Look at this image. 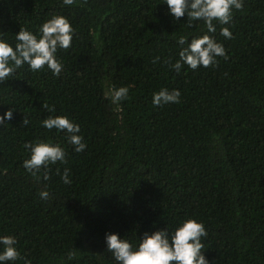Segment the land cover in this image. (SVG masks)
I'll use <instances>...</instances> for the list:
<instances>
[{
  "label": "trees",
  "instance_id": "1",
  "mask_svg": "<svg viewBox=\"0 0 264 264\" xmlns=\"http://www.w3.org/2000/svg\"><path fill=\"white\" fill-rule=\"evenodd\" d=\"M163 2L0 0V35L13 46L20 28L35 33L53 15L75 29L72 47L58 52L59 77L25 65L0 84V115L16 110L0 127V235H14L32 264H115L106 233L139 243L189 218L206 227L211 264H264V0H244L230 24L214 22L215 33L175 21ZM204 34L227 58L170 68L177 38ZM113 85L130 89L121 112L104 98ZM161 88L178 89L180 103L154 107ZM50 115L78 123L86 150L42 127ZM37 141L60 144L67 162L34 177L23 162Z\"/></svg>",
  "mask_w": 264,
  "mask_h": 264
},
{
  "label": "clouds",
  "instance_id": "2",
  "mask_svg": "<svg viewBox=\"0 0 264 264\" xmlns=\"http://www.w3.org/2000/svg\"><path fill=\"white\" fill-rule=\"evenodd\" d=\"M77 0H63V4L73 5ZM168 6V14L179 22L181 17H187L189 27L195 21H202L208 33H215L214 22L228 25L233 18L234 10H241L244 0H164ZM225 39H231L233 33L228 27H223L220 33ZM75 29L69 19L62 15H53L33 33L26 28H20L15 34L13 46L3 35H0V84L9 81L18 69L25 65L32 72H39L45 68L51 71L54 77H59L64 71V64L58 58L59 50H67L72 47ZM181 46L179 59L175 63H169L170 68L180 73L187 65L192 70L200 67H214L218 63V57L227 58L226 49L214 36L204 34L189 38L181 35L177 38ZM186 45V46H185ZM159 57L156 58V61ZM154 61V62H156ZM130 89L126 86H109L104 93L115 112H121L122 103L129 98ZM181 92L178 89L168 90L161 88L153 93L152 104L154 107H163L180 103ZM49 112H55L50 107ZM16 110L8 108L0 115V127L6 126V121L13 118ZM29 121L24 118L23 125ZM42 127L49 132L55 130L63 133L68 144L73 146L77 153L87 148L81 127L68 116H48L42 120ZM30 149V158L23 162V167L34 177L42 170L47 173L51 165L67 162V153L60 144L46 141H37L26 144ZM59 172V169H57ZM44 179L48 176L45 174ZM61 179L65 184H70V169L65 168ZM42 200H48L49 191L42 190ZM208 232L202 221L194 218L179 221L174 229L167 226L164 229L151 233L145 232L139 243L121 238L118 233H106L105 242L107 251L111 253L115 264H211L203 251V239ZM17 238L14 235H0V264H16L23 259L24 264H32L31 260L21 257L17 248ZM74 253L68 254L72 259Z\"/></svg>",
  "mask_w": 264,
  "mask_h": 264
}]
</instances>
